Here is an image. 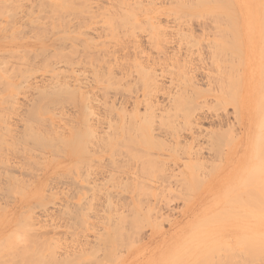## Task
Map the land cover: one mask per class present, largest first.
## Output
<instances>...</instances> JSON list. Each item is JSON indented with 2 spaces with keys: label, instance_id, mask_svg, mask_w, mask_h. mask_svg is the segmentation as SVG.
<instances>
[{
  "label": "rangeland",
  "instance_id": "rangeland-1",
  "mask_svg": "<svg viewBox=\"0 0 264 264\" xmlns=\"http://www.w3.org/2000/svg\"><path fill=\"white\" fill-rule=\"evenodd\" d=\"M96 263L264 264V0H0V264Z\"/></svg>",
  "mask_w": 264,
  "mask_h": 264
},
{
  "label": "bare ground",
  "instance_id": "bare-ground-1",
  "mask_svg": "<svg viewBox=\"0 0 264 264\" xmlns=\"http://www.w3.org/2000/svg\"><path fill=\"white\" fill-rule=\"evenodd\" d=\"M150 1H151V0H150ZM152 1H153V0H152ZM151 4H152V3H151ZM151 4H150V5H151ZM247 78H248V77H247ZM247 81H248V80H247ZM248 82H249V81H248ZM248 84H249V83H248ZM245 92H246V91H245ZM245 95H247V92H246ZM247 96H248V95H247ZM247 96H246V97H247ZM250 96H251V95H250ZM249 100H250V97H249V96H248V99L245 98V103H247V105H249ZM251 102H252V101H251ZM149 103H150V102H149ZM152 106H154V105H152ZM154 107H155V106H154ZM245 109H246V108H245ZM150 112H151V110H150ZM151 113H152V112H151ZM153 114H155V113L153 112ZM153 114H152V115H153ZM160 208H161V207H160ZM133 209H134V208H133ZM146 209H147V208H146ZM153 209H154V208H153ZM165 209H166V208H165ZM148 210H149V209H148ZM142 211H143V210H142ZM155 211H156V209H155ZM157 211H158V210H157ZM157 211H156V212H157ZM164 211H165V210H164ZM144 212H145V211H144ZM147 212H149V211H147ZM162 212H163V211H162ZM154 213H155V212H154ZM158 213H159V212H158ZM158 213L156 214V216L158 215ZM75 214H77V213H75ZM145 214H146V213H145ZM149 215H150V214H149ZM152 215H153V214H152ZM160 215H161V214H160ZM67 216H68V215H67ZM73 216H74V215L72 214V217H73ZM76 216H77V215H76ZM153 216H154V215H153ZM153 216H152V217H153ZM72 217H70V218H72ZM139 217H140V216L137 217L138 220H140ZM144 218H145V217H143V220H144ZM74 219H75V218H74ZM76 220H77V219H76ZM113 220H114V218H113ZM115 220H116V219H115ZM120 220L123 222L124 219H123V220L120 219ZM121 221H120V223H121ZM125 222H126V221H125ZM136 222H137V220H136ZM152 222H153V221H152ZM139 223H140V222H137V224H139ZM142 223H143V222H142ZM146 223H147V220H146ZM154 223H155V222H154ZM132 224H133V223H132ZM148 224H149V222H148ZM120 225H122V223H121ZM123 225H124V224H123ZM125 226H126V225H125ZM131 226H132V225H131ZM138 226H139V225H138ZM138 226H137L136 229H138ZM142 226H143V225H142ZM142 226H141V227H142ZM153 226H154V225H153ZM134 227H135V225H134ZM144 227H145V226H144ZM116 228L118 229V227H116ZM154 228H155V227H154ZM158 228H159V227H158ZM139 229H140V228H139ZM133 230H134V229H133ZM119 231H120V230H119ZM128 231H129V230H128ZM121 232H123V230H122ZM126 234H128V233L126 232V233H125V236H126ZM138 241H139V240H138ZM140 241H141V240H140ZM140 241H139V242H140ZM97 263H98V262H97ZM97 263H96V264H97ZM99 264H100V263H99ZM101 264H103V263H101Z\"/></svg>",
  "mask_w": 264,
  "mask_h": 264
},
{
  "label": "crops",
  "instance_id": "crops-1",
  "mask_svg": "<svg viewBox=\"0 0 264 264\" xmlns=\"http://www.w3.org/2000/svg\"><path fill=\"white\" fill-rule=\"evenodd\" d=\"M247 92V91H246ZM248 93L250 94L251 93V85H250V87H249V89H248Z\"/></svg>",
  "mask_w": 264,
  "mask_h": 264
}]
</instances>
